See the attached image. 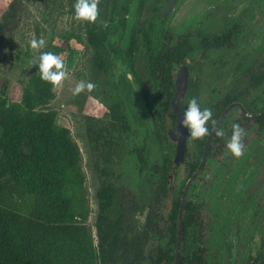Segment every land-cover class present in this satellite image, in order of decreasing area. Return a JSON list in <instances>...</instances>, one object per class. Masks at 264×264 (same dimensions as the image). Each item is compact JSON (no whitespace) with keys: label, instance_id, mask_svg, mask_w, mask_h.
Instances as JSON below:
<instances>
[{"label":"rangeland","instance_id":"1","mask_svg":"<svg viewBox=\"0 0 264 264\" xmlns=\"http://www.w3.org/2000/svg\"><path fill=\"white\" fill-rule=\"evenodd\" d=\"M11 1L0 0V20ZM21 1L17 27L6 35L0 50V96L21 97L40 51L30 47L32 39L43 38L58 51L68 76L50 107L57 111L59 123L70 126L82 152L88 224L95 233L97 192L106 181L116 192L111 214L123 216L129 235H142L148 215L155 212L158 230L149 232L145 249L151 253L166 246L168 213L202 147L188 132L186 162L168 176L172 178L169 198L158 199L156 167L175 156V142L163 138L164 128L173 126L174 111L166 108V98L162 105L157 102L150 47L160 49L185 38L191 41L185 108L195 97L202 108L212 109L213 118L221 114L225 103L235 100L249 111L260 112L251 107L255 103L264 106V80L256 83L252 75L264 72V0H176L167 16L163 13L169 0H132L125 28L114 32L116 2L98 0L96 23L119 48L118 53L106 51L102 67L96 65L94 49L87 42L85 21L74 17L75 0ZM133 30L138 33V46L129 54ZM228 30L234 31L232 46L202 53V39ZM180 67L175 66V73ZM81 80L91 81L95 88L73 95L72 89ZM238 120L245 130L240 157L227 149L232 125ZM218 130L224 136L213 138L207 162L188 191L201 212V231L195 232L197 237L189 235L185 251L200 245L205 249L204 264H248L251 260L264 264V128H257L254 121L243 118L239 107H233Z\"/></svg>","mask_w":264,"mask_h":264},{"label":"trees","instance_id":"2","mask_svg":"<svg viewBox=\"0 0 264 264\" xmlns=\"http://www.w3.org/2000/svg\"><path fill=\"white\" fill-rule=\"evenodd\" d=\"M115 2L118 22L112 32L125 28L132 0ZM21 5V0H12L0 20V50L6 35L17 27ZM85 23L87 42L94 49L96 65L102 67L106 51L118 53L119 48L96 20ZM137 46L138 33L133 30L127 52L133 54ZM226 46H231L230 32L206 37L200 43L204 51ZM192 50L188 38L160 49L150 47V73L158 88L157 102L162 105V99L166 98L167 109L172 108L176 90L175 66L187 64ZM40 51L59 55L47 45ZM252 79L263 82L264 75H252ZM57 91L58 88L40 79L35 65L19 99H11L7 94L0 96V264H173L183 190L167 216L170 224L166 246L160 245L151 253L145 249L149 232L158 230L155 212L148 215L142 235H129L123 216L111 214L116 192L112 183L106 181L97 192L99 211L94 233L87 222L90 206L81 149L70 126L59 123L57 111L50 107ZM219 115L214 117L215 121ZM171 116L174 123L175 117ZM243 118L254 121L259 129L264 128V116L252 119L243 114ZM236 123L243 128L239 120ZM214 125L209 121L210 128ZM88 133L92 135L93 130L89 129ZM208 136L196 139L202 151L191 166L192 174L199 165ZM163 138L168 139L166 128ZM142 161L146 163V158L142 157ZM172 163L173 158L168 157L162 166L156 167L158 199L169 198ZM200 218L199 206L187 196L181 264H204V248L199 245L187 252L184 247L190 234L196 236L195 232L201 231ZM248 264L261 263L251 260Z\"/></svg>","mask_w":264,"mask_h":264},{"label":"clouds","instance_id":"3","mask_svg":"<svg viewBox=\"0 0 264 264\" xmlns=\"http://www.w3.org/2000/svg\"><path fill=\"white\" fill-rule=\"evenodd\" d=\"M74 17L80 21L94 22L98 16V0H75L73 5ZM46 42L43 38L30 41L32 49H44ZM38 66V73L40 79L50 83L54 88L61 86L68 76L67 66L65 60L60 55L51 51H40L38 59L34 62ZM131 75V74H129ZM95 88V84L91 81H79L72 89L73 95H77L84 90L91 92ZM209 121L215 124L213 118V111L211 108H202L197 98L193 97L187 102L186 108L183 109L182 125L190 132L192 138L207 137L213 129L209 126ZM245 130L239 123L232 125V133L227 141V149L232 155L240 157L243 155L244 144L242 143V136ZM217 136H224L222 130H215Z\"/></svg>","mask_w":264,"mask_h":264},{"label":"water","instance_id":"4","mask_svg":"<svg viewBox=\"0 0 264 264\" xmlns=\"http://www.w3.org/2000/svg\"><path fill=\"white\" fill-rule=\"evenodd\" d=\"M175 3H176V0L168 1L165 7V10H164V16H167L173 10ZM175 84H176V91L172 98V108L174 109L176 113V125L174 128L173 127L168 128V131H167L170 139L176 142V155H175V159L171 166V171L176 170L181 164H183L186 161L187 131H186V127L182 125L181 121L183 119V109L185 108V97H186V93L189 87V66L188 65H183L179 69V71L176 74ZM236 105L241 107V110L244 112V114L247 117L260 118L264 115V110L259 113H252L248 111L241 102H235L227 106L224 109V111L221 113V115L219 116L217 122L212 128L213 131L209 134L206 140L204 152H203V156L201 158L200 164L198 168L190 176L188 181L186 182L183 192H182L180 207H179V215H178V225H177L178 233H177V242H176V255H175V261L173 264H181V255H182L181 243L183 239V225H184L183 214H184V210L186 206V200H187L189 188L206 164L208 154L210 151V146L215 136V130H218L220 123L222 119L225 117L226 113L229 112ZM168 183L170 186L172 183V178H169Z\"/></svg>","mask_w":264,"mask_h":264},{"label":"flooded vegetation","instance_id":"5","mask_svg":"<svg viewBox=\"0 0 264 264\" xmlns=\"http://www.w3.org/2000/svg\"><path fill=\"white\" fill-rule=\"evenodd\" d=\"M163 15H164V13H163ZM227 32H230L231 33V46L233 45V43H232V39H233V36H234V31L233 30H228ZM226 33V32H225ZM224 34V33H223ZM218 35H222V34H218ZM214 36H217V35H214ZM214 36H212V37H214ZM206 37H211V36H206ZM205 37V38H206ZM211 37V38H212ZM226 47H230V46H226ZM211 48H217V47H211ZM219 48H221V47H219ZM210 49V48H209ZM209 49H207V50H209ZM207 50H203L202 49V53H205ZM184 65H188V64H184ZM183 65H181V67H182ZM189 66V65H188ZM180 67V68H181ZM179 68V69H180ZM179 69H178V71H179ZM123 69H121V71H122ZM177 71V72H178ZM130 73H127L126 75H127V77L129 78V80H130V78H131V76L129 75ZM177 73H175V75H176ZM263 75H264V72L262 73ZM176 85V84H175ZM176 91V90H175ZM175 93V92H174ZM187 94V93H186ZM135 98V97H134ZM235 102H241V101H238V100H235V101H231L227 106H229L231 103H235ZM242 103V102H241ZM243 105H244V103H242ZM226 106V107H227ZM245 106V105H244ZM171 107H172V101H171ZM225 107V108H226ZM234 107H239L240 109H241V107L240 106H234ZM224 108V109H225ZM245 108H246V106H245ZM250 108V107H249ZM251 108H253V109H258V108H260L261 109V111H263L264 110V106H263V104L262 105H259V104H254ZM173 109V108H172ZM247 109V108H246ZM248 110V109H247ZM173 111H174V109H173ZM224 111V110H223ZM222 111V112H223ZM242 111V110H241ZM249 111V110H248ZM260 111V112H261ZM221 112V113H222ZM250 112H252V111H250ZM228 113V112H227ZM226 113V114H227ZM242 113L244 114V112L242 111ZM252 113H259V112H252ZM221 115V114H220ZM219 115V116H220ZM245 115V114H244ZM173 116L175 117V122L173 123V126H171V127H175V125H176V113H175V111H174V113H173ZM264 116V115H263ZM262 116V117H263ZM219 118V117H218ZM250 118V117H249ZM261 118V117H260ZM252 119H258V118H252ZM218 120V119H217ZM217 122V121H216ZM171 127H169V128H171ZM167 131H168V129H167ZM186 131H187V128H186ZM216 135V134H215ZM187 136H188V131H187ZM169 137V136H168ZM215 137V136H214ZM170 138V137H169ZM175 142V141H174ZM205 147V146H204ZM211 147V146H210ZM203 152H204V148H203ZM210 152V151H209ZM187 154H188V147H187ZM187 154H186V158H187ZM175 155H176V142H175ZM202 156H203V153H202ZM202 156H201V158H202ZM208 156H209V154H208ZM174 159H175V156H174ZM174 159H173V161H174ZM208 159V158H207ZM201 161V160H200ZM186 162V161H185ZM207 162V161H206ZM199 164H200V162H199ZM182 165V164H181ZM199 166V165H198ZM198 168V167H197ZM186 184V183H185ZM185 186V185H184ZM184 189V188H183ZM183 240V239H182ZM181 246H182V243H181Z\"/></svg>","mask_w":264,"mask_h":264}]
</instances>
